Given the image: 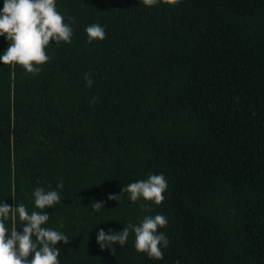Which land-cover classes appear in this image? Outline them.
<instances>
[{
  "label": "trees",
  "instance_id": "16d2710c",
  "mask_svg": "<svg viewBox=\"0 0 264 264\" xmlns=\"http://www.w3.org/2000/svg\"><path fill=\"white\" fill-rule=\"evenodd\" d=\"M56 6L71 43L53 41L36 75L0 62V203L31 214L36 187L60 192L43 225L70 240L60 264H264V0ZM93 23L106 38L89 44ZM150 174L167 180L161 205L108 199ZM155 215L163 260L138 253L134 232L114 253L98 245L101 229Z\"/></svg>",
  "mask_w": 264,
  "mask_h": 264
},
{
  "label": "clouds",
  "instance_id": "9594fccd",
  "mask_svg": "<svg viewBox=\"0 0 264 264\" xmlns=\"http://www.w3.org/2000/svg\"><path fill=\"white\" fill-rule=\"evenodd\" d=\"M160 3L177 6L180 0H139L143 7H154ZM68 19L75 22L74 17ZM85 32L89 44L106 38L105 28L98 23L88 25ZM72 36L71 24L66 23L64 16L57 10L56 0H4L3 8L0 9V37H5L8 47L0 56L3 65H19L27 73L36 75L41 71V66L50 60L46 48L53 41L56 45L70 44ZM85 81L86 87H92L90 73L85 74ZM96 102L97 98L93 97L92 104ZM63 188L61 180L57 189ZM167 188L168 183L163 174H150L147 179L127 184L120 195H110L108 199L119 201L122 194L128 193L133 203L143 199L161 205ZM32 195L35 208L40 211L33 210L31 214L23 203L15 207L0 203V264H60L58 257L61 253L56 246L61 241L67 245L70 240L63 232L43 227L50 219L44 210L60 203V192L36 187ZM91 206L99 212L103 203L94 202ZM17 215L22 225L20 230L15 226ZM10 218L13 221L11 229L7 226ZM167 224V218L163 215L145 216L138 225L129 224L120 232L106 234L101 229L96 240L102 250L112 248L117 243L123 247L130 232H134V247L138 253L146 254L151 260H163L162 249L167 248L170 241L159 229ZM59 226L62 228L63 223ZM112 251L114 253V248Z\"/></svg>",
  "mask_w": 264,
  "mask_h": 264
}]
</instances>
